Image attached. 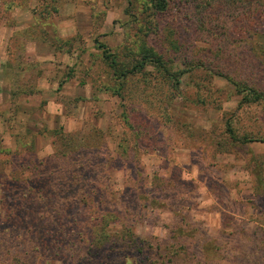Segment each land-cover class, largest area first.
<instances>
[{"label":"rangeland","instance_id":"rangeland-1","mask_svg":"<svg viewBox=\"0 0 264 264\" xmlns=\"http://www.w3.org/2000/svg\"><path fill=\"white\" fill-rule=\"evenodd\" d=\"M150 1L0 0V264L24 257L5 237L24 236L8 209L69 177L76 146L89 161L80 189L94 185L103 203L62 207L52 226L64 233L48 230V247L68 243L83 259L70 240L82 231L90 243L100 219L109 237L88 264H264V100L233 84L264 92V58L231 35L228 5ZM146 53L170 76L138 69ZM226 123L251 142H232ZM68 252L34 247L30 264H81Z\"/></svg>","mask_w":264,"mask_h":264},{"label":"trees","instance_id":"trees-1","mask_svg":"<svg viewBox=\"0 0 264 264\" xmlns=\"http://www.w3.org/2000/svg\"><path fill=\"white\" fill-rule=\"evenodd\" d=\"M150 2L155 10H165V1L151 0ZM210 4H214L215 12L218 14H220V7L228 5L229 7L233 8L235 16H232V20H234L235 18V23L233 26L234 33H231V35H237L239 41L238 44L247 47L249 51H251L257 58H260V60L262 61L264 58V0H207L205 6L207 7ZM241 5H243L244 7H240ZM215 17L219 19V15L216 14ZM103 54L105 60L108 61L110 68L113 70L114 75L117 76L119 80H124L127 71H121L117 66L116 60L112 57V55H107L105 49L103 51ZM149 56H151V53H146L143 55L142 63L140 65H137L138 69L141 70L142 68L146 67L145 62L152 63L155 67L162 71L163 74H166V76H170L169 71L159 58L157 59L156 57L155 60H151L149 59ZM137 66L132 67L130 72H135L137 70ZM233 84L238 88L239 86H242L240 87V91L246 92L244 99L247 100V102H258L260 100H264L263 91H260L257 88L255 89L254 87L247 85L245 82ZM226 132L228 138L232 142H238L242 144L251 142V140L247 138L238 139L230 123H226ZM82 150L83 149L79 148L78 146L71 147L68 150L69 155L73 159L72 162L74 165L72 168V172L69 173V177H61L63 179L60 180L59 183H50V181H48L46 185H38V187H33L24 191L22 194H20L21 196L16 198L17 206L19 208L15 210L8 209V214L11 215L10 219L13 221H19L21 223L20 225H22L23 227L24 236L11 237L9 234H7L5 235V237H8L10 239V242L8 244L14 242L15 238H20V241L17 242L18 244H16L14 248L18 247L19 250L23 252L24 257H22L23 259L20 263L18 260L19 252L15 254H13L12 252V260H8V262L5 264H30V261L32 259L31 253L34 251V247H37V251L42 254L44 252L54 251L56 249L61 250V253L70 251L72 253H67V259H69L71 262L76 261L81 264H88V262L93 259V255L95 254L94 251L92 252L93 247L95 250L101 249L103 247L102 240L107 239L109 236L106 237V235H103L102 232L100 233V229L104 227V221H101L100 219H97L93 222L96 230H94V232L92 233L91 240L89 241L90 243H88L87 235L82 231L75 233V240H70L72 242V246L74 243H76V246L80 247V251L83 250L84 247H87V249L83 251L86 252L87 250L89 252L85 253L86 256L82 257L83 259H78L79 255L77 257L74 256L76 250H74L72 247H69L68 243L63 245V247H61L60 245L57 248L56 246H53V243L51 247H48L50 243H44V238H46V233L48 232V230L51 233L52 230H54L56 227H59V225L53 227L52 224L55 222L54 219H59L62 207L76 206L81 204L86 206L87 201H94L96 204L103 203V195L101 193L97 194V190H95L94 185L91 187V192H85L84 189H80L81 183L76 180L77 178H80L78 177L77 172H82L83 170H85V166H88L89 164V161L87 164L83 162L84 160L82 159ZM63 187H67L65 189L74 192H67L70 194L68 197L57 195L59 196V200L52 202V205L49 207L50 210L46 212L43 207H45L44 205H46L48 199L45 200L46 196H43V193L45 191L49 192V190H51V192H56ZM142 197L145 198L146 196ZM4 200V197H2L0 201L2 205L5 202ZM40 204L43 205V207H41ZM25 207L26 209H24ZM55 207L59 208L56 209ZM104 219L105 218H103V220ZM43 220H45V222H43ZM64 228L65 226L62 224L59 232H61V230H63ZM59 232L55 229V234H58ZM73 232L74 230L69 231L70 234H74ZM52 235L55 236L54 234ZM87 255H90V258H87Z\"/></svg>","mask_w":264,"mask_h":264}]
</instances>
